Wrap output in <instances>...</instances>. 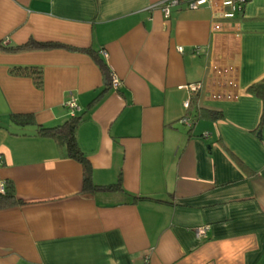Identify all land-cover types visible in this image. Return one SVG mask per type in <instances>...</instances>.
<instances>
[{"label": "crops", "instance_id": "1", "mask_svg": "<svg viewBox=\"0 0 264 264\" xmlns=\"http://www.w3.org/2000/svg\"><path fill=\"white\" fill-rule=\"evenodd\" d=\"M160 1L0 0L2 44L89 48L120 79L105 88L79 50L0 49V180L23 201L0 208V264H264V96L249 90L264 80V0L232 18L221 0L166 18ZM16 66L39 67L40 85ZM70 97L93 183L125 193H82L81 164L37 134L70 118Z\"/></svg>", "mask_w": 264, "mask_h": 264}, {"label": "trees", "instance_id": "2", "mask_svg": "<svg viewBox=\"0 0 264 264\" xmlns=\"http://www.w3.org/2000/svg\"><path fill=\"white\" fill-rule=\"evenodd\" d=\"M33 48H38V49L68 48L72 50H79L86 52L92 55V57L98 62L99 67L103 74L105 88L111 87V83H110L111 70L106 66L103 60H101L102 58L100 59L96 54V52L89 48L78 49L76 47L67 46L62 43L52 42V41L38 42L33 40L32 38L21 45H14V46H8L0 42V49L4 51H21V50H27ZM40 71H41L40 68L35 66H25V67L16 66V67H12L11 69V72L15 75L32 76L36 85H40L41 82ZM249 90L258 95L264 96V80L252 84L249 87ZM207 114L208 116L214 117V114L211 112H208ZM202 115L203 114L198 113L195 115V117ZM10 118L13 122L20 125H26L34 122V118L32 114L12 113L10 114ZM80 120H81L80 116L74 115V116H70L68 120L58 125H54L50 127L39 126L37 129V134H39L40 136L51 137L59 144L64 145L66 148L67 157L74 159L81 164L83 170L82 193L91 194L95 192L123 191L121 187L120 178H118L116 182L106 185H97L93 183L91 176L92 169L90 162L86 157V155L83 153V151L80 149L76 140V131ZM127 195L131 196L133 200L141 198L129 194ZM21 203H23V201L16 197L13 184L11 182L5 181V191L4 193H0V208L6 206H13Z\"/></svg>", "mask_w": 264, "mask_h": 264}, {"label": "built area", "instance_id": "3", "mask_svg": "<svg viewBox=\"0 0 264 264\" xmlns=\"http://www.w3.org/2000/svg\"><path fill=\"white\" fill-rule=\"evenodd\" d=\"M206 1L207 0H192L188 4V7L191 9H195V8H198L201 5L205 4ZM246 1L247 0H221L222 6L229 8L228 11L222 13V16L224 18H232L234 16L235 12L242 10ZM178 3H179V0H162L158 3L151 5L150 8L159 7L163 11L165 17L168 18L170 15L171 8L173 6L178 5ZM213 28L215 30L220 29V25L218 23H215ZM181 48L182 47H178V50L180 51ZM100 53L105 58H107L108 55H107V52L105 50H101ZM110 83H111V88L115 89V90H117L120 86V79L113 71L110 72ZM187 88L189 89L190 93H194V92L198 91V86L196 84H189V85H187ZM183 104L187 108L189 106V100L187 99L186 101H184ZM63 105L69 110L70 116L76 115V113L80 110V107L77 104L74 97H70L69 99H67ZM182 122L188 123V119L183 118ZM204 136L207 137L208 134L206 133V134H204ZM261 145H262V147H264V137L261 138ZM4 191H5V181L0 180V193H4ZM208 229H209V225H207V224L200 225V226H197L193 229V233L196 236V238H200L201 236H203L207 232ZM149 259H150L149 255L144 254L142 256L141 264H150Z\"/></svg>", "mask_w": 264, "mask_h": 264}]
</instances>
